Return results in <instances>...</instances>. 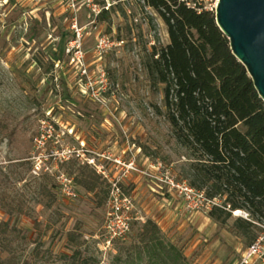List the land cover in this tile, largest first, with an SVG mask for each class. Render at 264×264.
Segmentation results:
<instances>
[{"label": "rangeland", "instance_id": "rangeland-1", "mask_svg": "<svg viewBox=\"0 0 264 264\" xmlns=\"http://www.w3.org/2000/svg\"><path fill=\"white\" fill-rule=\"evenodd\" d=\"M168 42L144 0H0V264H150L135 254L148 219L186 264H241L264 219L227 215L220 197L205 212L171 187L209 198L164 117L163 84L147 72ZM80 164L105 192L75 182ZM129 164L120 186L137 219L108 245V179ZM63 173L74 196L63 193Z\"/></svg>", "mask_w": 264, "mask_h": 264}, {"label": "trees", "instance_id": "trees-1", "mask_svg": "<svg viewBox=\"0 0 264 264\" xmlns=\"http://www.w3.org/2000/svg\"><path fill=\"white\" fill-rule=\"evenodd\" d=\"M144 2L167 27L169 42L152 51L146 68L152 86L163 84L164 117L188 151L192 183L205 186L209 198H222L227 215L245 209L249 218L264 219V101L245 66L213 12L197 13L180 0ZM74 180L86 191L105 192L104 180L86 164L77 166ZM6 227L1 221L0 229ZM137 241L139 261L146 256L150 264H186L150 219Z\"/></svg>", "mask_w": 264, "mask_h": 264}, {"label": "built area", "instance_id": "built-area-1", "mask_svg": "<svg viewBox=\"0 0 264 264\" xmlns=\"http://www.w3.org/2000/svg\"><path fill=\"white\" fill-rule=\"evenodd\" d=\"M183 1L187 7L191 8L197 13L202 11L215 12V8L218 0H180ZM102 43V42H101ZM102 45V44H101ZM132 164H129L123 175L116 178H109L110 192L108 195V207L103 222V234L106 244H111L112 240L124 239L130 231L132 220L137 219V216L133 215V201L131 197L124 194L121 190L120 183L124 181V177L129 170H133ZM61 184L63 187V193L69 197L75 195L73 178L65 173L60 175ZM171 187H177L182 194L185 201L194 203V207L200 208L207 212L212 206L217 205L216 198H207L203 190H196L186 184L174 185ZM235 214V210L232 211ZM244 218L248 219V213L239 210V213ZM263 231L256 237L247 247L244 249L240 263L241 264H254L255 261H259L260 264H264V225H260Z\"/></svg>", "mask_w": 264, "mask_h": 264}, {"label": "water", "instance_id": "water-1", "mask_svg": "<svg viewBox=\"0 0 264 264\" xmlns=\"http://www.w3.org/2000/svg\"><path fill=\"white\" fill-rule=\"evenodd\" d=\"M214 17L264 101V0H218Z\"/></svg>", "mask_w": 264, "mask_h": 264}, {"label": "bare ground", "instance_id": "bare-ground-1", "mask_svg": "<svg viewBox=\"0 0 264 264\" xmlns=\"http://www.w3.org/2000/svg\"><path fill=\"white\" fill-rule=\"evenodd\" d=\"M236 213H239V210H235V214H236Z\"/></svg>", "mask_w": 264, "mask_h": 264}]
</instances>
